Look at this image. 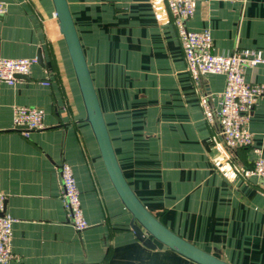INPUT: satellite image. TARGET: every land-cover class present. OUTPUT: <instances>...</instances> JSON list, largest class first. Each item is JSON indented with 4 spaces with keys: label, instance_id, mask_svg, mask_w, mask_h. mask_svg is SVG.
Instances as JSON below:
<instances>
[{
    "label": "crops",
    "instance_id": "0c3cea01",
    "mask_svg": "<svg viewBox=\"0 0 264 264\" xmlns=\"http://www.w3.org/2000/svg\"><path fill=\"white\" fill-rule=\"evenodd\" d=\"M119 167L144 207L170 231L228 264H264V181L244 178L249 149L227 150L200 94L219 107L222 75L195 86L162 0H66ZM0 57L34 59L0 83V194L14 219L10 264H194L139 242L105 171L51 0H0ZM191 31L208 30L212 53L264 57V0H196ZM264 83V65L246 68ZM48 82V85H44ZM16 107L39 109L43 128L13 129ZM264 157V96L248 124ZM73 172L88 227L76 231L61 199L59 165ZM235 164V165H234Z\"/></svg>",
    "mask_w": 264,
    "mask_h": 264
},
{
    "label": "built area",
    "instance_id": "2783aa9c",
    "mask_svg": "<svg viewBox=\"0 0 264 264\" xmlns=\"http://www.w3.org/2000/svg\"><path fill=\"white\" fill-rule=\"evenodd\" d=\"M172 18L179 44L183 53L186 71L195 86L201 77L222 75L224 89L220 94L219 107L213 109L208 96L200 94L199 106L206 122L219 125L220 145L227 150L244 148L255 154L249 168L234 166V170L244 178L256 177L264 181V157L254 148L248 124L252 107L264 96L263 84H250L245 81L243 71L257 65H264V57L251 49L235 50L229 55L212 53V38L208 30L191 31L185 22L192 18L196 0H162ZM6 12L0 3V16ZM34 59H6L0 57V83L13 84L15 76H27ZM48 85V82H44ZM43 128V114L39 109L16 107L13 110V129L23 136ZM61 178V199L71 226L78 232L88 225L80 204V194L71 167L62 162L59 165ZM5 198L0 194V264H10L14 259L10 250L11 230L14 219L4 212Z\"/></svg>",
    "mask_w": 264,
    "mask_h": 264
},
{
    "label": "water",
    "instance_id": "95a60500",
    "mask_svg": "<svg viewBox=\"0 0 264 264\" xmlns=\"http://www.w3.org/2000/svg\"><path fill=\"white\" fill-rule=\"evenodd\" d=\"M51 1L84 108L85 122L90 127L110 183L131 216L129 227L135 238L146 248L154 249L159 244L194 264H228L174 234L133 193L114 154L67 1ZM15 78L24 79L26 76L17 75Z\"/></svg>",
    "mask_w": 264,
    "mask_h": 264
},
{
    "label": "trees",
    "instance_id": "16d2710c",
    "mask_svg": "<svg viewBox=\"0 0 264 264\" xmlns=\"http://www.w3.org/2000/svg\"><path fill=\"white\" fill-rule=\"evenodd\" d=\"M238 149H241V148H238Z\"/></svg>",
    "mask_w": 264,
    "mask_h": 264
}]
</instances>
